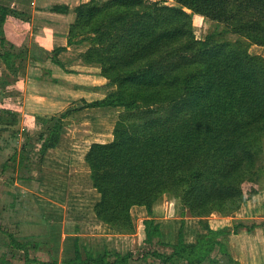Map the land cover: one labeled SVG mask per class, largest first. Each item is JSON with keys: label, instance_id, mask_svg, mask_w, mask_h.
I'll use <instances>...</instances> for the list:
<instances>
[{"label": "trees", "instance_id": "16d2710c", "mask_svg": "<svg viewBox=\"0 0 264 264\" xmlns=\"http://www.w3.org/2000/svg\"><path fill=\"white\" fill-rule=\"evenodd\" d=\"M167 1L88 0L73 8L75 20L69 26L68 43L92 38L82 57L100 64L101 74L116 86L103 99L85 104L124 108L113 139L93 142L85 159L99 193L96 216L126 233L136 229L132 210L137 205L152 216L160 200L174 195L184 213L204 218L236 212L260 191L264 56L251 53L249 44L264 45V0ZM10 7L0 0L2 57L8 71L25 74L28 50H14L17 45L4 30L10 13L20 15ZM50 9L71 10L66 4ZM195 13L223 24V32L197 38ZM0 80L10 79L0 72ZM4 118L0 115V121ZM60 119L48 127L43 151L59 143L64 124ZM204 227L207 231L195 241H187L181 227L178 241L171 242L150 217L145 220L141 257L157 264H219L228 248L218 236L226 232L206 221ZM79 244L77 238L75 256L64 262L131 264L136 255L131 250L96 253L87 248L84 257Z\"/></svg>", "mask_w": 264, "mask_h": 264}, {"label": "rangeland", "instance_id": "374dc122", "mask_svg": "<svg viewBox=\"0 0 264 264\" xmlns=\"http://www.w3.org/2000/svg\"><path fill=\"white\" fill-rule=\"evenodd\" d=\"M2 1L13 3L10 8L17 12L26 5L28 12L24 14L30 15L32 27L33 21L41 19L49 24L53 21L58 27L52 26L50 32L56 30L63 36L52 37L48 48L40 49L34 43L30 58L42 55L44 59L37 63L32 59L25 74L7 70L2 57L4 46L0 43V72L10 79L7 83L0 80V115L5 117L0 121V264H67L64 259L76 254L77 238L84 257L87 248L96 253L131 250L136 252L131 264H157L153 258L149 257L147 262L141 257L145 220L150 217L163 226L165 240L171 242L178 241L181 227L185 239L195 241L200 233L207 231L206 221L213 229L226 232L218 236L228 248L226 254H221L219 264H264V154L259 163L260 191L236 212L195 217L183 212L180 198L169 195L154 206L152 216L146 207L134 206L136 229L133 233L121 232L98 219L94 203L99 193L93 186L85 155L93 142L113 139L116 122L124 108L90 107L85 103L103 99L116 86L101 74L100 64L87 63L82 57L92 38L77 37L72 44L68 43V48L56 52L61 47L59 43H67L64 36L75 14L72 19L70 16L54 18L50 14V3L54 0ZM64 1L77 6L88 0ZM167 3L178 5L175 0ZM41 5L49 7L40 13ZM9 16L18 18L19 15L10 13ZM193 28L197 38L204 39L214 31L223 32L224 25L195 13ZM223 36L239 39L233 33ZM20 41V36L15 35L14 50L21 47L29 53L28 48L34 41L31 38L25 44ZM39 51L43 53L40 55ZM249 51L264 56V45L249 44ZM60 55L62 61L71 63V68L57 61ZM71 82L73 86L68 85ZM12 119L13 123L8 124ZM57 119L64 123L60 141L43 151L48 127ZM28 241L32 243L27 245ZM18 243L25 245L20 247Z\"/></svg>", "mask_w": 264, "mask_h": 264}, {"label": "crops", "instance_id": "0c3cea01", "mask_svg": "<svg viewBox=\"0 0 264 264\" xmlns=\"http://www.w3.org/2000/svg\"><path fill=\"white\" fill-rule=\"evenodd\" d=\"M54 4H66V5L70 6L71 10L69 12H56V11L51 10V12H52V13H50L51 16H54V18H56V16H66V17L70 16V18L72 19V16L75 14L73 12V8L75 7L74 5H72L68 1H64V0L51 1L50 5H54ZM46 6L49 7L48 5H46ZM46 6L41 5V7H39L41 9L40 13L43 12V10H45ZM19 7H20V4H19ZM20 9H21V10H19L20 15L18 16V18H14L13 16H9V20L6 22V25H5V28H6L5 33H6V37L8 39H11L12 41L14 40L15 35H19L20 39H21L20 42H22V43L24 42L23 44H25L26 40L31 38L34 42H32V45H30V48H28L30 51L29 56H31V54H32L31 48H33V45L38 43L40 49H41V47L48 48L50 46V44H49L50 40H53L52 37L59 36V35L63 36V33H59L56 30L53 31V33L50 32V28H52V26H53V28L58 27V24L53 23V21L51 24H49V22L41 21V19H40L38 21H33V27H32V23L30 22V18H31L30 15L24 14L25 11L28 12L26 5H23V7H21ZM35 22H37V23H35ZM68 31H69V29H68ZM68 31H67V34H68ZM67 34L64 36V40L67 41V43H65V42H63V44L59 43L58 46H63V47H67V48L70 46V45H68ZM33 53L35 54V56H38L37 55L38 53H36L35 51ZM39 53L41 55L43 52L39 51ZM32 59L33 58H29L26 62L27 70L30 69L29 67L31 65L30 62ZM42 59H44V58L41 55V57H35L33 60H35L37 63V62L41 61ZM59 61H61L60 62L61 65L65 64L66 68H71V66H70L71 63L62 61L61 55L59 56ZM48 73H49V71H48ZM29 75L30 74L26 75V81H27V78L29 77ZM21 80L24 81L25 78H21Z\"/></svg>", "mask_w": 264, "mask_h": 264}]
</instances>
